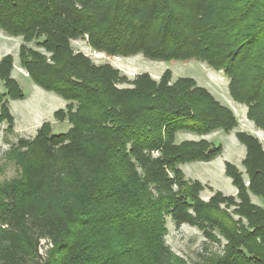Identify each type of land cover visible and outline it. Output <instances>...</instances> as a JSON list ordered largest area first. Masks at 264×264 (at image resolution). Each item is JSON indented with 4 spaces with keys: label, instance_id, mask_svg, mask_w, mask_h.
<instances>
[{
    "label": "trees",
    "instance_id": "16d2710c",
    "mask_svg": "<svg viewBox=\"0 0 264 264\" xmlns=\"http://www.w3.org/2000/svg\"><path fill=\"white\" fill-rule=\"evenodd\" d=\"M0 30L23 38L22 67L68 101L54 117L71 124L55 133L44 122L34 139L18 141L22 178L0 185V264H172L168 216L228 241L223 255L208 257L211 264H264V208L250 198L264 199L260 139L236 133L247 148L250 183L230 162L226 173L240 202L221 192L205 201L203 184L187 180L180 165L211 161L223 146L204 138L178 143L177 135L231 132L234 112L195 79L172 81L171 70L119 88L127 81L119 70L71 48L87 36L110 55L200 60L223 71L232 98L264 130V0H0ZM13 70L14 57L3 56L0 129L13 128L9 101L25 98Z\"/></svg>",
    "mask_w": 264,
    "mask_h": 264
},
{
    "label": "rangeland",
    "instance_id": "374dc122",
    "mask_svg": "<svg viewBox=\"0 0 264 264\" xmlns=\"http://www.w3.org/2000/svg\"><path fill=\"white\" fill-rule=\"evenodd\" d=\"M23 43L21 36H10L0 30V59L5 55L14 57L13 77L20 83L25 94L24 99L10 100L9 106L14 116L13 128L8 123H3L0 129V185L22 178L23 166L16 157V151H24L25 147L19 145V140L34 139L38 130L44 122H50L55 133L67 132L71 126L68 121H58L54 113L59 109H65L68 101L54 92L47 91L36 85L28 72L20 62V47ZM30 47L38 49L50 57V53L37 45V41L29 43ZM71 48L75 54H85L93 64H109L121 72V76L127 77V81L119 82V88H132L136 77L140 74H149L153 79L159 81L166 70L172 71V81L181 77H191L196 80L199 86L207 88L214 97L223 105L230 108L237 120L238 125L231 132L218 130L210 134L199 136L194 133L181 131L177 135V142L186 140H200L202 138L213 142L215 146L222 145V153L211 161H196L181 164L187 180L200 181L204 189L200 192L203 200L209 199L216 193L221 192L225 196H234L236 202L238 188L233 179L226 173L228 162L235 165L243 174L246 185H249V174L243 163L247 155V148L242 144L236 133L245 131L258 137L264 147V130L257 127L254 122L248 119V108L244 104L236 102L229 92V78L223 71L215 70L206 63L193 60H171L155 61L144 57L142 54L124 57L110 55L106 52L94 50L88 43V37H81L71 40ZM4 85L0 81V94L4 92ZM37 176L41 171L38 167L32 166ZM88 171L82 166L79 170ZM226 179V180H225ZM177 188V186H175ZM254 199H258L257 195ZM264 203V199L259 197ZM251 201L253 202L252 198ZM222 203L221 207L226 209L236 220L240 218L235 214V206ZM229 207V209L227 208ZM245 220V219H244ZM168 232L165 236V243L175 255L172 264H211L208 257L223 255L227 240L216 231V240L210 239L202 229L190 223L177 225L168 216L166 223ZM42 249L41 252H43Z\"/></svg>",
    "mask_w": 264,
    "mask_h": 264
},
{
    "label": "crops",
    "instance_id": "0c3cea01",
    "mask_svg": "<svg viewBox=\"0 0 264 264\" xmlns=\"http://www.w3.org/2000/svg\"><path fill=\"white\" fill-rule=\"evenodd\" d=\"M225 180H226V179H225ZM251 198H252V200H253V203H255V204L261 206L262 208H264V203H263V201H261V200L259 199V197H257L258 199L256 200V199H254L253 195H251Z\"/></svg>",
    "mask_w": 264,
    "mask_h": 264
}]
</instances>
